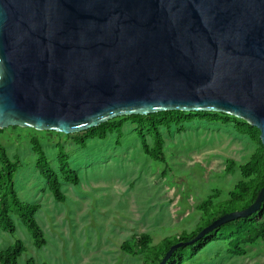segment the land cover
Returning <instances> with one entry per match:
<instances>
[{
  "label": "water",
  "instance_id": "95a60500",
  "mask_svg": "<svg viewBox=\"0 0 264 264\" xmlns=\"http://www.w3.org/2000/svg\"><path fill=\"white\" fill-rule=\"evenodd\" d=\"M165 111L243 119L264 146V0H0V129L70 135ZM263 204L264 186L160 264Z\"/></svg>",
  "mask_w": 264,
  "mask_h": 264
},
{
  "label": "rangeland",
  "instance_id": "374dc122",
  "mask_svg": "<svg viewBox=\"0 0 264 264\" xmlns=\"http://www.w3.org/2000/svg\"><path fill=\"white\" fill-rule=\"evenodd\" d=\"M167 165L148 157L132 120L123 134L78 142L84 132L61 134L12 127L0 133V143L20 160L16 189L24 203L39 204L37 221L47 245L37 248L21 216L13 213L15 234L0 226V252L22 240L27 251L20 264H143L139 255L122 249L134 236L149 234L156 245L167 237L192 233L204 223L201 205L230 199L243 179L240 166L258 145L240 134L234 123L195 119L182 127L162 128ZM152 145L151 136L146 133ZM40 138L52 167L59 173L65 203L58 202L37 168L32 137ZM63 147L80 183L62 178L59 151ZM237 162L233 172L228 161ZM246 254L231 253L226 240L210 244L190 264H264V239L245 245ZM1 264V263H0Z\"/></svg>",
  "mask_w": 264,
  "mask_h": 264
},
{
  "label": "trees",
  "instance_id": "16d2710c",
  "mask_svg": "<svg viewBox=\"0 0 264 264\" xmlns=\"http://www.w3.org/2000/svg\"><path fill=\"white\" fill-rule=\"evenodd\" d=\"M197 118L209 122L234 123L240 134L249 136L259 147L251 159L240 166L243 179L230 192V199L220 204H215L212 199H209L201 205L205 219L203 225L199 226L196 231L183 232L175 238L167 237L156 245L152 244V237L149 234L136 235L132 240L123 243L122 249L129 254L141 256L143 264H160L173 245L192 240L219 217L244 210L256 201L264 186V146L261 141V131L247 121L225 113L165 111L147 116L119 117L85 131L84 135L78 138L79 143L86 145L89 139H107L108 135L113 133L121 137L125 121L132 120L136 124V132L140 137L144 153L151 159L167 165L166 141L162 128H183L185 123H190ZM12 128L19 129L20 127ZM4 131L5 129H0V133ZM146 133L151 136L152 145L148 143ZM31 141L37 155L38 170L48 181L54 198L60 203H65L67 197L63 191L61 177L52 167L40 138L33 136ZM59 162L62 178L66 182L78 185L80 178L77 171L71 167L69 156L63 147L59 151ZM228 163V171L233 172L237 162L230 159ZM19 168L20 160L17 157L12 159L6 147L0 143V226L6 232L15 234L17 227L12 214L20 215L33 236L35 246L42 248L47 245V238L36 218L41 205L24 203L20 199L16 189V176ZM261 239H264V204L257 213L226 223L193 245L180 247L166 264H190L210 244L220 240L228 242L231 253L244 255L246 254L245 245H256ZM26 251L27 248L23 241L17 240L14 245L0 252V263L20 264L19 259ZM28 264H34V261L30 260Z\"/></svg>",
  "mask_w": 264,
  "mask_h": 264
}]
</instances>
